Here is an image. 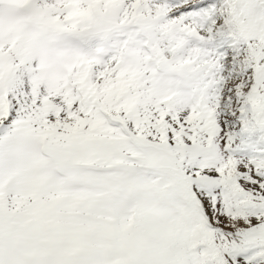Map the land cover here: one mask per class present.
<instances>
[{
	"label": "snow or ice",
	"instance_id": "obj_1",
	"mask_svg": "<svg viewBox=\"0 0 264 264\" xmlns=\"http://www.w3.org/2000/svg\"><path fill=\"white\" fill-rule=\"evenodd\" d=\"M0 264H264V0H0Z\"/></svg>",
	"mask_w": 264,
	"mask_h": 264
}]
</instances>
